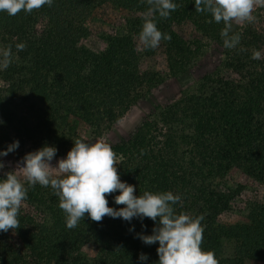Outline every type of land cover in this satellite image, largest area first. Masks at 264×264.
<instances>
[{
	"label": "trees",
	"instance_id": "obj_1",
	"mask_svg": "<svg viewBox=\"0 0 264 264\" xmlns=\"http://www.w3.org/2000/svg\"><path fill=\"white\" fill-rule=\"evenodd\" d=\"M173 2L178 8L168 19L155 17L171 40L156 48L162 68L154 70L140 68L134 43L149 7L146 0H53L51 7L31 14L0 12L8 20L6 47L12 45L13 52L10 66L0 69V151L18 140V149L9 154L47 145L57 149L55 157L65 155L76 139L89 143L107 133L163 77L188 66L198 46L184 43L173 25L186 21L201 42L212 40L224 25L207 22L210 14L196 12L194 0ZM102 6L121 11L122 23L93 52L81 39L87 17ZM254 15L253 23L237 31V48L224 51L222 66L234 79H199L158 108L156 120L143 121L112 148L121 181L133 185L136 195L171 191L182 198L174 206L177 214L204 216L202 248L214 252L219 264H264V201L245 203L243 218L227 223L224 216L239 190L213 186L234 168L264 188V28L259 22L264 8ZM17 43L26 44L25 50L17 51ZM253 51H260L261 59L253 60ZM118 194L107 196L109 207H122L114 202ZM58 205L50 187L28 189L20 227L0 232V264H157L158 243L145 245L137 237L152 234L151 219L105 216L97 223L86 215L68 229ZM9 233L17 245L9 242ZM87 246L94 254L83 257ZM141 253L147 261L139 260Z\"/></svg>",
	"mask_w": 264,
	"mask_h": 264
},
{
	"label": "clouds",
	"instance_id": "obj_2",
	"mask_svg": "<svg viewBox=\"0 0 264 264\" xmlns=\"http://www.w3.org/2000/svg\"><path fill=\"white\" fill-rule=\"evenodd\" d=\"M146 3L149 7L143 16L139 41L143 49L154 50L162 40H171L169 34L158 29L155 17L158 14L159 18L168 19L178 5L173 0H146ZM52 4L53 0H0V12L9 16H16L21 11L31 14ZM194 4L196 12L210 14L211 20L207 22L223 23L220 36L223 47L228 50L237 48L241 42V34L233 32V25L253 23L255 10L264 8V0H194ZM15 48L23 51L26 44L17 43ZM251 58L261 59L260 51H253ZM12 60V45L0 49V69L6 70ZM0 124H3L2 120ZM18 147L19 141H14L6 150L0 151V157L8 156ZM56 153L54 146L47 145L29 152L17 162L14 171L6 172V178L0 179V232H15L20 227L18 216L28 189L39 184L50 187L58 197V206L64 213L68 229L76 228L86 215L97 223L105 216L127 222L133 218L141 221L148 218L155 224L152 234L139 233L137 237L145 245L158 243L157 264H219L214 252L202 248L204 228L201 221L204 216L177 214L174 206L182 204V198L171 191H144L136 195L133 185L121 181L116 166L118 158L110 144L76 139L66 158L59 159L54 167L51 161ZM4 168L5 164L0 160V170ZM117 191L119 194L114 196V202L122 205L118 209L109 207L107 199ZM139 260L147 261V254L141 253Z\"/></svg>",
	"mask_w": 264,
	"mask_h": 264
},
{
	"label": "rangeland",
	"instance_id": "obj_3",
	"mask_svg": "<svg viewBox=\"0 0 264 264\" xmlns=\"http://www.w3.org/2000/svg\"><path fill=\"white\" fill-rule=\"evenodd\" d=\"M121 11L114 10L107 6L95 8L87 17L84 27L86 28L85 37L81 39L82 44L93 52L100 51L103 44V36L114 29L119 28L122 23ZM264 15L261 16V19ZM264 20V19H263ZM264 28V21L259 20ZM173 28L179 38L191 48L198 46V52L193 56V61L171 75L163 77L156 85L150 88L142 98L137 100L122 118L114 124L111 129L102 136L89 141L95 143L104 141L116 147L120 142L126 141L129 135L145 120H156L158 108L168 104L180 95L190 90L195 83L205 77L218 75L226 79H234L235 75L222 66L224 60L223 40L220 32L210 41H198L197 35L192 26L186 21H180L173 25ZM242 25H233V32H237ZM8 20L0 17V49L6 48L10 36ZM138 52H140L139 66L144 70H154L162 68V58L160 51L155 49L153 54L147 55L142 50L140 41H134ZM66 155L54 157L51 161L52 166H56L61 158ZM24 155H11L0 157L5 164V168L0 170V175L6 172L14 171L17 162L21 161ZM213 186L219 190L238 189L239 192L233 197L230 203L228 213L224 216L227 223L241 220L244 215L245 203H254L264 201V188L254 182L249 177L242 174L237 169H230L221 179H217ZM9 242L17 245L16 238L12 233L8 234ZM94 254L91 246H87L82 251L83 257H90ZM244 264H262L256 261L245 262Z\"/></svg>",
	"mask_w": 264,
	"mask_h": 264
}]
</instances>
